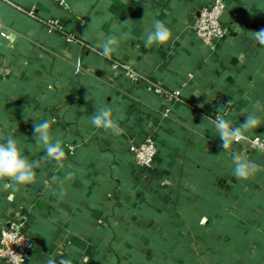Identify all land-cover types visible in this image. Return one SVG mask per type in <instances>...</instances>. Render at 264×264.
<instances>
[{"label": "crops", "instance_id": "crops-1", "mask_svg": "<svg viewBox=\"0 0 264 264\" xmlns=\"http://www.w3.org/2000/svg\"><path fill=\"white\" fill-rule=\"evenodd\" d=\"M7 1L0 0V135L17 138L40 167L29 185L4 189L0 182V233L26 217L35 244L26 264L60 255L73 264H264V170L246 181L233 175L234 155L261 169L264 156L234 143L222 154L214 126H196L224 106L218 114L233 126L256 111L261 124L246 135L264 136V47L252 38L264 27V0H225L226 36L213 47L193 25L214 0H69L66 8L53 0ZM105 6L111 19L91 23ZM154 19L166 23L172 38L145 47ZM46 20L59 21L76 41L48 33ZM99 31L126 33L110 58L100 53ZM113 62L180 90L181 102L131 83ZM95 102L113 109L120 135L91 125ZM35 119L55 121L63 168L43 158ZM151 136L158 148L154 172L130 153L134 141ZM67 171L71 181L63 180Z\"/></svg>", "mask_w": 264, "mask_h": 264}, {"label": "clouds", "instance_id": "clouds-1", "mask_svg": "<svg viewBox=\"0 0 264 264\" xmlns=\"http://www.w3.org/2000/svg\"><path fill=\"white\" fill-rule=\"evenodd\" d=\"M139 3V0H137ZM100 17H91V23L108 22L111 19L110 13L106 11ZM147 16V12H146ZM145 16V17H146ZM83 23V21H81ZM134 21L131 19L121 22L124 26L132 24ZM0 27H3L0 24ZM88 29L86 30V32ZM126 33L121 32L119 36L107 34L103 31H99L97 38L100 41V53L106 57L110 58L113 52L119 47L121 40L124 38ZM172 38V33L165 22L154 19L149 28L145 30L144 33V44L145 47H152L154 45L163 46L167 44ZM252 38L260 46L264 47V27L254 30L252 33ZM204 94L209 96V93ZM199 96V95H196ZM86 100H90L89 96L85 97ZM233 100L229 101L228 105L232 104ZM199 107H204L203 104L198 105ZM254 107L257 110L261 109V104L259 101L254 102ZM226 107L220 106L218 108L215 118L203 115L202 123L196 125L199 128H203L205 123H210L214 126L215 135H217L220 140V148L223 152L227 151L233 143L246 141L249 138L246 133L249 130L256 129L261 124L260 117L256 114V111L249 112L242 123L237 126H233L232 122L225 119L224 116L218 113ZM95 112L90 117L91 125L97 129H103L109 131L113 135H120L123 129L120 127L117 120L113 118V109L108 105H100L95 102ZM25 119L27 115L25 112ZM33 125L34 140L37 145H42L45 151L44 159H51L57 163L61 168L64 167L62 163L65 158V151L62 147V141L59 138H54L52 135V125L54 120L45 119L43 121H37L35 119ZM252 146L258 151H264V143H261L259 138L250 141ZM233 175L237 180H248L254 176L257 172L262 171L260 165L251 161L245 157L234 155L233 156ZM40 167V160H29L28 156L23 154L22 148L18 143L17 138L13 136H2L0 135V182H2V187L7 189L14 186H24L34 183L37 177L36 169ZM73 173L67 171L63 180L71 181L73 179ZM63 181H61V184ZM60 195H63V189L61 188ZM14 258L17 261H22L23 258L15 254ZM46 264H73L70 256L60 255L58 257L49 256Z\"/></svg>", "mask_w": 264, "mask_h": 264}, {"label": "built area", "instance_id": "built-area-1", "mask_svg": "<svg viewBox=\"0 0 264 264\" xmlns=\"http://www.w3.org/2000/svg\"><path fill=\"white\" fill-rule=\"evenodd\" d=\"M8 2L7 0H4ZM60 7H69V0H53ZM11 4L10 2H8ZM226 12L225 0H214L213 3L201 9L198 18L193 25L195 36L203 42L207 47H213L217 43L223 41L226 36V27L224 26V16ZM29 16L36 18L33 12L28 13ZM47 28L48 33H60L65 36L68 43L76 41L74 35H67L63 26L59 21L46 20L42 22ZM4 39H9L8 33H2ZM113 70L124 76L133 84L144 85L158 96L166 97L170 103L178 104L182 100L180 90L170 91L166 89L162 83L153 81L149 77L136 71L129 65L119 62H113ZM2 68L0 67V74ZM171 108L165 112L168 117L171 113ZM246 141L236 142L234 144H244L249 146L253 151L261 153L264 156V151H258L252 146L250 141L259 138L261 143H264V136L250 137ZM130 153L137 166L144 169H153L156 164L158 148L157 141L154 137H148L144 141H134L130 146ZM35 250L34 244L28 235L27 220L24 217H17L12 220L0 233V261L5 264H26L30 261ZM15 254L23 258L22 261H17Z\"/></svg>", "mask_w": 264, "mask_h": 264}, {"label": "trees", "instance_id": "trees-1", "mask_svg": "<svg viewBox=\"0 0 264 264\" xmlns=\"http://www.w3.org/2000/svg\"><path fill=\"white\" fill-rule=\"evenodd\" d=\"M154 170H152V169H150L149 171L150 172H154L156 169H157V159H156V164H155V166H154V168H153ZM24 217V216H23ZM25 219H26V217H24ZM27 220V219H26ZM28 227H29V225H28V220H27V230H28ZM32 241V240H31ZM32 243L34 244V242L32 241ZM34 247H35V244H34Z\"/></svg>", "mask_w": 264, "mask_h": 264}]
</instances>
